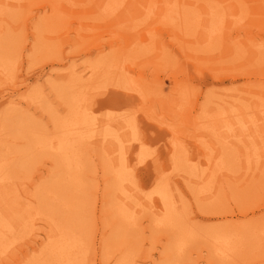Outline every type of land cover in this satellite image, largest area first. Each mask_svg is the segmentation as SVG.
<instances>
[{"label": "rangeland", "instance_id": "1", "mask_svg": "<svg viewBox=\"0 0 264 264\" xmlns=\"http://www.w3.org/2000/svg\"><path fill=\"white\" fill-rule=\"evenodd\" d=\"M4 1L0 264H62L52 249L60 228L84 241L63 264H123L127 256L131 264H264V161L248 159L264 153V132L255 139L247 128L256 102L264 108V0H205L213 21L190 35L184 31L193 26L197 0H61L59 12L49 0ZM160 1L170 10L178 1L191 4L187 13L179 9L184 18L174 10L162 17ZM129 78L149 83L138 86L143 101L133 97ZM77 96L86 97L91 122L78 135L79 189L61 153L36 141L63 134ZM110 114L119 117L112 128ZM214 118L241 125L237 147ZM128 120L138 128L122 127ZM138 141L145 159L122 192L116 171ZM208 153L226 157L222 169L204 163ZM258 182L262 193L251 197ZM159 186L172 199L171 221L160 222L165 209L154 205ZM127 201L139 203L137 222L126 224L119 211ZM186 230L198 235L180 251ZM235 231L247 245L224 260L210 234Z\"/></svg>", "mask_w": 264, "mask_h": 264}, {"label": "bare ground", "instance_id": "2", "mask_svg": "<svg viewBox=\"0 0 264 264\" xmlns=\"http://www.w3.org/2000/svg\"><path fill=\"white\" fill-rule=\"evenodd\" d=\"M10 1V0H9ZM111 1L113 4H118V0H109ZM198 4L195 5L194 3H192L195 7L196 10H193V26H191V29H187L185 30L184 34H191L192 32L190 30L192 29H203V27L205 25H207V23L209 21H213V17L211 16L212 13L211 11H209L207 9V4L205 2V0H197ZM0 2H5L4 0H0ZM52 10L55 12H59L60 11V7L58 5V2H61V0H49ZM105 2H107V0H101L102 4H105ZM28 3V2H27ZM26 4V3H25ZM24 4V5H25ZM178 5H176L174 8H172L174 10V12L176 11H181L183 8V12L187 13L188 9H189V4H191V2H185V4H181L179 3V1L177 2ZM188 5V6H187ZM62 6V3H61ZM185 6H187L186 8H184ZM197 6V7H196ZM159 8V14L163 17L164 15H167L168 13L172 12L173 10H170L168 8L165 7V3L163 4L162 1H160V6ZM181 9V10H179ZM1 13H6V11H0ZM183 12H179L177 15L180 16L181 18H184ZM190 12V11H189ZM200 13V15L198 14ZM191 14V12H190ZM191 17V16H190ZM198 18V19H197ZM201 33H204V30H201V32H199V35H201ZM193 56L197 59V57L199 56V54H193ZM4 68V63H2L0 61V73L3 71ZM5 69V68H4ZM3 74H6V72H3ZM120 80H122L120 78ZM264 82V80H262ZM120 82V81H119ZM125 82H128V88L132 90V94L133 97L138 101H143V98H141V93L137 92L140 91V88L138 86H140V82H141V87H143L145 84H149L146 83L145 81H138L137 79H128ZM262 82V83H263ZM122 83V82H120ZM117 83L119 87H123L122 84ZM260 84V83H258ZM264 84V83H263ZM142 92L145 90L143 88H141ZM83 98L85 100L86 97H82V99H80L78 96L75 98H71L70 102H71V107L69 110V114L66 116V118L61 122V129L63 134L62 135H57L54 137H41L39 139H37V143L41 144L42 146H46V147H51L53 148L56 152L61 153L62 156V165L64 167V173L67 174V178L70 181V184L73 187L76 188H80L81 186L84 185V183L82 182V178H81V166H80V161H79V156H80V143L78 140V135L79 133L82 131L83 128H88V126L91 124L89 118H88V114L86 113L87 108H82L83 107ZM263 106L262 103L260 101L256 102L255 104V115H256V119L254 120V122L250 125L247 126V128L249 129L248 135L251 136H255V139H258L259 132H264V128L263 125L259 122H263V118H262V113L264 116V108L260 107ZM90 109V108H89ZM118 115H113L110 114V116H108L107 118V123L108 125H110V127L112 128V126H114L116 124V122H118ZM213 119H211L212 121ZM221 119L220 118H214V123L213 125L217 128L226 126L227 127V134L224 136L226 138H229L230 142L233 143L234 147L238 146V139H241V136H243L244 132H243V128H241L240 126H236V123L230 122V123H226V124H222L220 123ZM199 121L193 119L191 121V123L195 124V126H197ZM242 124V123H240ZM243 125V124H242ZM122 127H124L126 129V127L131 130L134 131L138 128V123L134 122V121H130L128 120L126 124H123ZM127 130V129H126ZM109 131V130H107ZM109 133L106 132V135H108ZM244 140V139H243ZM236 141V142H235ZM241 141V140H240ZM139 142V141H138ZM141 142L139 143H135L132 146H130L131 148H129L130 156L128 157V160H124L122 161L121 168H118V170L116 171V177H117V183L119 185V189L124 192L128 190V180H129V174L130 171H132L134 169V167L142 162L145 157H142V155H140L139 153V147H140ZM259 147H261V145L259 144ZM138 150V152H137ZM235 154V153H234ZM256 154V155H255ZM207 161H204V163H206L207 165H209V167L215 165H218V169H222V167L226 164V157L224 156H219L218 154H214V159H213V155L208 153L207 154ZM264 153H262V151L256 152V153H250L248 159L251 162H263V157ZM229 158V157H227ZM125 159V158H124ZM233 162V161H232ZM243 166L244 167H248L245 165V161L243 162ZM262 166H264V163H262ZM252 170L254 171V168H252ZM263 174H264V168L261 169ZM6 175V171L4 170V165L0 162V181H2V179L5 178ZM262 182H264V176L262 178ZM257 186V190L255 191L254 194H252L251 197L254 196H259L262 191L261 188L262 186H259V182L256 184ZM0 186H1V182H0ZM248 186L246 187L245 190V194H247L249 192ZM254 191V190H253ZM154 192L157 194L158 198L160 201H158L157 203H155L154 205L156 206V208L159 209H165V215L161 218L160 222H163L167 219V221H171L170 219H174L175 218V209H174V205L172 202V199L170 198L168 192L166 191V189L163 186H159L157 189L154 190ZM5 194L3 192H1L0 189V211L4 208V205L1 203V199L4 198ZM152 198V197H151ZM150 198V199H151ZM57 199V197H56ZM152 201V200H151ZM162 205H161V203ZM67 203V202H66ZM139 203L136 204H131L128 201L124 202V204H121L119 206V211L123 217V219H125L126 224H130L133 223L134 221L137 222V218H136V206ZM71 205V204H70ZM66 206H68L69 211H72L74 209V207L69 206L68 204H66ZM30 213H33L32 210H30ZM30 215V214H28ZM32 215V214H31ZM30 215V217H31ZM2 219V220H1ZM1 221H3V218H0ZM5 224V226L7 225L5 222H3ZM11 224V223H10ZM159 225V223H157ZM3 226V225H2ZM4 226V227H5ZM7 227V226H6ZM63 232V234L61 235L60 239L55 240L54 244H52V247L54 245L53 249V253L57 256V258L60 259V263H67L71 258V254L72 253H76V249L78 247H80L81 245H83L82 243H84L83 239L81 240L80 238L76 237L75 234H71L72 231H66L63 230L62 228H60ZM258 231V230H257ZM264 232V230H263ZM5 233V231L1 228L0 226V235H3ZM179 236H178V249L180 251L186 249L188 247V242L189 240H191L192 237H194L195 235H198L196 232H194L193 230H186V231H182L179 232ZM243 232H239V231H235V232H227V233H214V234H210L212 236V238H214L213 242H214V246H215V250L218 253V255L224 259L227 260L230 257H235L236 255H238L237 253H239V250L242 249V245L244 244V248L247 245L246 244V238L243 239ZM261 233L258 232V234L253 235V239L256 238L257 236H260ZM257 239V238H256ZM257 241H259V239H257ZM186 247V248H185ZM243 248V249H244ZM124 262L123 264H131L130 260H129V256L124 258Z\"/></svg>", "mask_w": 264, "mask_h": 264}]
</instances>
